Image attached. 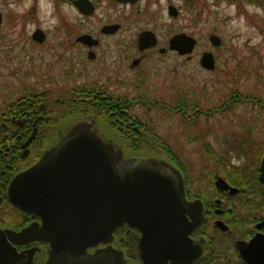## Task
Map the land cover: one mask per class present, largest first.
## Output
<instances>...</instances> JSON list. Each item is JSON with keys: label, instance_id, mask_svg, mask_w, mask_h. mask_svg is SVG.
Segmentation results:
<instances>
[{"label": "rangeland", "instance_id": "obj_1", "mask_svg": "<svg viewBox=\"0 0 264 264\" xmlns=\"http://www.w3.org/2000/svg\"><path fill=\"white\" fill-rule=\"evenodd\" d=\"M180 3L183 5V0ZM197 10L183 8L178 19L180 31L194 33L199 39L191 60L150 56L141 80L134 81L136 73L129 74L124 67L117 69L130 82L118 85L109 83L106 77L110 76L107 71L116 69L99 72L92 64L80 65L76 51L64 45L62 29L75 28L71 24L76 16L73 9L60 0H0L4 15L0 27V126L1 113L24 93L47 91L52 107L50 121L55 120L50 125L53 136L55 127L65 122L60 114L73 103L64 93L105 75L99 84L113 91L135 98L149 95L143 97L144 104L132 107L133 116L142 126L139 135L130 134L149 139L148 132H155L182 162L190 187L213 188L214 173L220 169L212 164L214 160H207L205 147L236 165L244 162L246 153L232 146L253 149L259 145V151L264 148V6H254L252 0H227L222 4L209 1L200 16ZM194 20L198 23H192ZM36 29L48 35L42 46L32 41ZM213 32L223 41L219 49L210 45L208 38ZM205 50L216 55L217 68L212 72L200 65ZM236 96L243 101H231ZM63 102L68 104L64 106ZM156 102V107L149 110V104ZM225 107L229 110L222 111ZM184 108L191 110L190 114L183 112ZM259 154H252L256 162L261 159Z\"/></svg>", "mask_w": 264, "mask_h": 264}, {"label": "flooded vegetation", "instance_id": "obj_2", "mask_svg": "<svg viewBox=\"0 0 264 264\" xmlns=\"http://www.w3.org/2000/svg\"><path fill=\"white\" fill-rule=\"evenodd\" d=\"M87 1L89 5L85 3V0H60L64 6L70 7L76 13L74 22L71 23L75 28L64 27L62 29L65 36L63 38L64 45L76 51L75 59L80 65L92 64L99 72L101 69L104 71L116 69L115 71H107L110 76H115L114 78L106 77L109 83L118 85H126L130 82L125 80L128 78H125L122 71L117 69L124 67L129 74L136 73L134 81L141 80L146 75L143 68L150 56L154 55L160 60L173 57L191 60L199 45V39L194 33L189 34L179 30L178 19L183 14V8L189 7L190 9L191 7V10L194 9L195 11L198 9V16H200V11L204 9L207 2L212 1L215 4L227 2V0H183L182 5L180 3L182 0ZM252 2L254 6L260 7V0H252ZM193 22L198 23L196 20ZM39 31L45 35L42 43L33 38ZM148 32L154 34L155 45H151L152 42H147L149 39L146 42L144 39L141 40L143 34ZM182 33L195 38L197 41L191 54L181 55L177 50L170 47L172 38ZM212 35H218L217 32L209 34L208 39L210 45L213 46L210 39ZM47 36L43 30L36 29L31 38L34 44L42 46L48 40ZM222 45L223 41L221 40V46H213V48L219 49ZM206 52L214 55L217 68L216 55L211 50H205L202 53L200 65L203 54ZM103 77L105 75L100 77L97 75V80L89 83L81 82L87 84L82 85L81 88L74 87L64 94L73 101L71 106L74 109L77 104H81L85 113L93 112L89 116L91 118L88 119H94L106 140L119 142L122 146V142L125 140L130 142L132 139L134 141L130 144L138 145V138L133 137L130 132H137L139 135L142 122L138 117L133 116L134 113L131 110L134 106L144 104L143 97L149 98V95H141L139 98H135L120 94L108 86L100 85L99 83L102 82H99V79ZM25 94L21 98L26 99L25 96H28L27 100L30 101L28 105L25 102H18L11 117L5 111L1 113L0 228L14 231H20L34 222L41 221L38 217L25 212L28 216L21 225L19 220L20 209L11 203L7 195L11 180L19 172L34 165L45 150L56 144L61 137V131L68 124L67 119L62 118V114L66 115L64 108V113H61L59 117L62 118V122H65H61L62 124L55 127L52 136L50 132L52 130L50 126L52 112L49 102L50 94L47 91L40 93L33 91L31 94ZM62 104L66 106L68 103L63 102ZM155 104L157 102L149 104L148 109H154ZM64 106H60V108ZM164 106L166 107V105ZM58 110V108L55 109V111ZM183 112L190 114L191 110L184 108ZM105 116L107 117L104 118ZM75 121L77 120L72 122ZM106 122L118 123L123 126V131L127 133L128 139L123 140L113 134ZM33 134L34 138L29 146L24 149L23 145ZM32 149L35 153L30 157ZM244 149L242 152H245ZM26 150L28 155L24 157ZM245 153V160L240 162L241 165L233 163L230 165V168L240 169L239 172H229L224 175L222 172L226 169L221 172L219 166L220 171L214 173L213 188H192L185 181L187 200H200L204 206L202 222L189 235L186 244L190 254L198 255L200 252L192 264H264V182L260 180L264 155L259 162H256L252 151ZM127 157L134 156L129 155ZM23 164L26 166L25 168ZM219 177L227 182L230 186L229 189L220 190L216 186V180ZM219 221L223 223L222 226H217ZM256 238L258 241H255ZM112 247L124 252L126 264H145L141 260L139 232L137 230L131 229L129 226L119 229L114 234ZM16 248L19 252L39 248L40 252L35 254L32 264H44L47 260L48 243L35 242L18 245ZM94 251L91 250L90 252L94 253Z\"/></svg>", "mask_w": 264, "mask_h": 264}, {"label": "water", "instance_id": "obj_3", "mask_svg": "<svg viewBox=\"0 0 264 264\" xmlns=\"http://www.w3.org/2000/svg\"><path fill=\"white\" fill-rule=\"evenodd\" d=\"M44 36L39 31L33 38L42 43ZM153 37L148 32L141 40L155 45ZM210 39L213 46H221L218 36ZM196 44L182 33L172 38L170 47L186 55ZM201 65L214 71V55L204 53ZM260 180L264 182V157ZM216 186L230 188L221 177ZM7 195L14 206L41 222L20 231L0 228V264H32L40 249L19 252L16 246L35 242L48 243L44 264H126L124 252L112 247L114 234L125 226L139 232L145 264H192L200 255L190 254L186 244L202 222L204 206L200 200H187L181 171L162 158L127 157L121 143L104 138L94 119L68 123L56 144L13 177Z\"/></svg>", "mask_w": 264, "mask_h": 264}, {"label": "trees", "instance_id": "obj_4", "mask_svg": "<svg viewBox=\"0 0 264 264\" xmlns=\"http://www.w3.org/2000/svg\"><path fill=\"white\" fill-rule=\"evenodd\" d=\"M260 1H261L260 5L264 6V0H260ZM31 93L32 92H28L27 94H31ZM25 97H26V99L20 98V99L16 100L15 103H13L11 106H9L7 108V110L5 112H7V114H10L9 117H11V115L13 114L18 102H20V103L25 102L26 105H28L30 103L29 99L27 100L28 96H25ZM244 98H245V96H244ZM246 100H248V99H244V101H246ZM41 101H43V100H41ZM231 101H233V102L241 101L242 102L243 100H241V98L236 96V98H233ZM256 102L262 103V101H257V99H256ZM262 105L264 106V103H262ZM82 107H83V105H81V104H77L75 106V109L72 106H70L66 110V115L62 114V118L67 119V123H70L74 120H78V119H82V118H91L89 116L93 112L89 111V112L85 113V111L82 110ZM50 108H52V107L50 106ZM227 110H229L228 107H225L222 109V111H227ZM106 117L107 116H105L104 118H106ZM54 121L55 120H53L52 122L50 121V124L53 123ZM106 123H104V124L108 125L111 129H113L116 132V134H115L112 131L113 134H115L116 136H119L120 139H123V140L128 139L126 137L127 133H125V131H123V128H124L123 126H120L118 123H113V122H106ZM102 128H103V126H102ZM112 133H110V134H112ZM133 134L138 135L137 132L133 133ZM120 136H122V137H120ZM123 136H124V138H123ZM148 136H150L152 139L151 138L144 139V137H145L144 136L143 138L138 139L139 140L138 145H131L130 142L134 141L132 139L130 142H128V140H125L124 142H122V148L125 152V155L137 156V157H149V156H153L152 154H155V156L157 155V156L161 157L162 159H166L181 170V172L183 173V175L185 177L186 184L188 185V178L186 177L185 169L181 165L182 162H180V160L175 155L171 154L170 147L167 146V143L160 136H158L155 132H148ZM259 147L260 146L258 145L257 147L250 149L246 146H243V147L232 146V148L239 153H241L240 150H242L244 148H245L244 149L245 152L253 151L252 154H259L260 153L259 156L261 158L264 155V148L259 151ZM154 148H156L157 151H160L161 153H157ZM204 150H206L205 152L207 153V157H209V159H207V160H214V163H212V164H218L220 166L221 171L226 169V171L222 172L224 175H227V173H229V172L237 173L240 171V169L230 168L231 163L228 161V159L223 158L221 156V154L212 152L211 149L209 150L206 147ZM208 152H210V153H208ZM20 161H21V159H20ZM25 167L26 166L24 165V168ZM20 170H22V169L20 168ZM19 213L21 214L19 217V220H20V223L22 225V221L28 216V214H26L25 212H23L21 210H19Z\"/></svg>", "mask_w": 264, "mask_h": 264}]
</instances>
